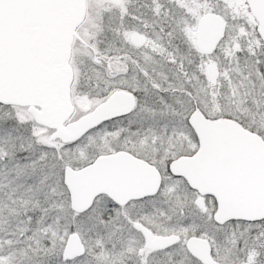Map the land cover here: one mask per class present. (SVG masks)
<instances>
[{"label":"snow or ice","instance_id":"6c2138e0","mask_svg":"<svg viewBox=\"0 0 264 264\" xmlns=\"http://www.w3.org/2000/svg\"><path fill=\"white\" fill-rule=\"evenodd\" d=\"M0 264H264V0H0Z\"/></svg>","mask_w":264,"mask_h":264}]
</instances>
